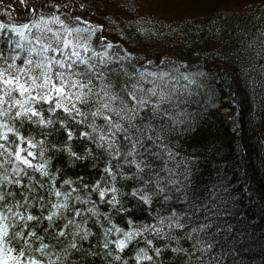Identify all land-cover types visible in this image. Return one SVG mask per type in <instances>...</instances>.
Wrapping results in <instances>:
<instances>
[{
  "label": "snow or ice",
  "instance_id": "6c2138e0",
  "mask_svg": "<svg viewBox=\"0 0 264 264\" xmlns=\"http://www.w3.org/2000/svg\"><path fill=\"white\" fill-rule=\"evenodd\" d=\"M159 2L168 7L198 0ZM105 31L106 25L81 17L75 26L59 16L0 23V264H96L85 262V256L105 264H129V259L162 264L164 251L182 255L186 264H222L217 247L235 239L231 222L221 220L227 212L214 211L195 195L185 201L192 202L190 211L170 208L160 214L153 207L189 197L191 179L173 141L180 126L191 128L187 107L193 93L177 84L196 80L163 70L161 65L173 63L165 60L127 71L125 61L130 64L133 57L123 49V55L112 52L117 45L107 41ZM148 65L157 71H148ZM25 125L63 129L58 150L73 161L92 159L93 166L102 160L101 178L89 185L83 177L79 182L61 177L46 155V141ZM73 140L86 142L87 155L73 150ZM122 180L133 181L129 192H121ZM128 196L156 213L154 222L137 226L129 218L121 227L100 212L98 202L116 214L129 211ZM134 242L144 246L127 256Z\"/></svg>",
  "mask_w": 264,
  "mask_h": 264
},
{
  "label": "trees",
  "instance_id": "16d2710c",
  "mask_svg": "<svg viewBox=\"0 0 264 264\" xmlns=\"http://www.w3.org/2000/svg\"><path fill=\"white\" fill-rule=\"evenodd\" d=\"M46 1L36 3L35 14L22 10L21 16L13 17L20 24L46 19ZM69 1L61 19L75 26V18L82 16L94 26L106 25L104 37L117 45L111 51L123 55L120 50H127L133 57L130 64L125 61L127 71L132 66L145 70L141 66L148 60L153 65L165 60L173 63L161 65L163 70L196 80L192 85L184 80L177 84L179 88L187 86L193 93L187 107L191 128L183 130L180 126L173 141L184 157L181 164L191 179L189 197L170 201L163 207L154 202L153 207L160 214H166L170 208L190 211L192 202L185 201L195 195L214 211L228 213L221 220L231 222L235 239L226 238L217 247L216 251L223 253L222 264H264V88L260 87L264 84V3L240 11L217 10L204 16L176 18L164 12L142 10L147 2L158 0H83L82 6L79 0ZM0 23L12 24L4 19ZM50 27L57 29L56 25ZM99 38L98 32L92 38L93 46L98 45ZM147 70L157 71L152 65ZM25 129L46 141L50 149L46 155L52 157L51 166L61 177L77 182L83 177L84 182L92 185L103 175L102 160H96L93 166L92 159L73 161L66 151L58 150L63 147V129L28 125ZM42 131L50 134L41 137L38 133ZM69 143L74 151L87 155L85 141ZM120 184L122 193L133 187L132 180H122ZM93 199H97L95 194ZM98 206L101 213L110 215L121 227H126L129 218L140 226L154 222L156 216L131 196L124 199L127 212L116 214L107 204L98 202ZM90 226L100 231L91 222ZM151 238L157 244L163 243ZM190 243L181 241L185 248ZM143 246V242H134L125 254L132 256L135 247ZM159 259L162 264H186L182 255L169 251H164ZM83 260L105 264L99 257L85 256ZM129 264L134 261L129 259Z\"/></svg>",
  "mask_w": 264,
  "mask_h": 264
},
{
  "label": "rangeland",
  "instance_id": "374dc122",
  "mask_svg": "<svg viewBox=\"0 0 264 264\" xmlns=\"http://www.w3.org/2000/svg\"><path fill=\"white\" fill-rule=\"evenodd\" d=\"M38 1L43 0H0V20L11 21L17 25L20 22L13 16H21L20 12L23 10L26 13L32 14L29 10L35 8ZM83 0H79V5L82 6ZM151 2V1H150ZM156 2V1H155ZM51 3V4H50ZM264 0H198L196 3H184L176 4L173 6H162L158 0L156 3L145 4L144 11L148 12H164L166 16H174L176 18L194 17L195 15H207L210 12L223 10V11H240V9L252 8L256 5H261ZM149 4V5H148ZM47 13L46 19H50L53 16L63 17L66 13L65 7L70 5L69 0H48L44 2ZM53 6V8H52ZM55 8V9H54ZM56 12H54V10ZM168 9V10H166ZM22 11V12H23ZM167 11V12H166ZM80 13V12H79ZM82 15V14H81ZM93 17L94 15H90ZM81 18H83L81 16ZM96 19V18H94Z\"/></svg>",
  "mask_w": 264,
  "mask_h": 264
}]
</instances>
